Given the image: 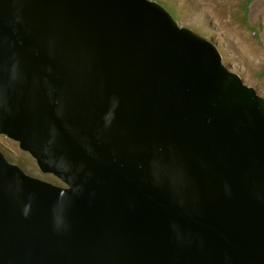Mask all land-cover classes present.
I'll list each match as a JSON object with an SVG mask.
<instances>
[{"label": "water", "instance_id": "water-1", "mask_svg": "<svg viewBox=\"0 0 264 264\" xmlns=\"http://www.w3.org/2000/svg\"><path fill=\"white\" fill-rule=\"evenodd\" d=\"M0 264H264V98L149 0H0Z\"/></svg>", "mask_w": 264, "mask_h": 264}, {"label": "rangeland", "instance_id": "rangeland-1", "mask_svg": "<svg viewBox=\"0 0 264 264\" xmlns=\"http://www.w3.org/2000/svg\"><path fill=\"white\" fill-rule=\"evenodd\" d=\"M162 7L179 27L207 39L225 68L264 98V0H149ZM0 151L26 174L56 186L18 144L0 135Z\"/></svg>", "mask_w": 264, "mask_h": 264}]
</instances>
